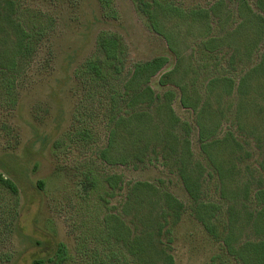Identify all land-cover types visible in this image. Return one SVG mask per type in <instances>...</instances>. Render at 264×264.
Listing matches in <instances>:
<instances>
[{"label":"rangeland","instance_id":"374dc122","mask_svg":"<svg viewBox=\"0 0 264 264\" xmlns=\"http://www.w3.org/2000/svg\"><path fill=\"white\" fill-rule=\"evenodd\" d=\"M25 1L37 14L35 19L41 18L50 28L25 69L20 108L7 116L0 110V121L7 120L13 129L8 136L10 142L19 141L8 155V146L0 138V160L8 163L10 173L6 174L18 184V192L13 193L0 183V264H132L115 253L127 252L125 241L115 244L116 236L107 232L120 228L122 237L130 239V228L140 236L151 230V224H145L147 206L131 210V214L124 211L125 184L132 180L154 183L184 204L173 232L169 234L164 228L157 236L160 243L153 248L155 264H170L169 255L175 264H210L213 255L218 256L217 264H236L221 242L191 214V196L176 169L168 165L174 158L162 165L166 154L162 142L157 145V154L149 155L154 161L139 163L138 168L131 162L102 165L94 151L106 145L104 122L88 125L94 136L89 144L73 138V133L79 126L96 122L95 109L100 105L97 92L103 88L96 82L86 83L79 72L88 59L103 58L98 48L103 33L119 36L126 76L138 62L167 57L168 62L149 85L162 95L172 88L178 93L180 87L175 82H180L179 86L186 87L189 102H198L196 107L185 109L178 94L173 107L180 121L191 128L186 132L182 123L176 125V133L182 137L189 133L192 141L191 166L198 160L204 166L200 200L223 206V218L228 217L229 202H234L232 225L225 229V225L220 226L219 232L232 234L235 249L260 242L264 238L263 219L259 217L255 224L251 218H257L263 207L258 192L264 188L260 168L264 161V67H257L258 72L254 70L247 78L248 90L241 93L239 89L241 75L247 77L264 58V10L258 6L260 0H145L157 14L162 33L175 39V49L169 48L163 34L152 29L144 12L147 7L136 0H113V12L100 0ZM191 10H205L208 16L204 20L195 18L187 14ZM213 37L218 39L216 49L202 51L203 42ZM166 76L169 83L160 86V79ZM155 108L154 103H145L135 110L153 112ZM203 115L213 137L234 134L233 143L211 148L222 163L230 157L235 163L229 162L233 171L225 178L226 196L215 168L200 149L196 123ZM56 140L63 142L59 148L54 146ZM124 151V147H118L115 153ZM91 161L98 164L95 172L99 176L97 185L86 192L80 185L82 164L92 166ZM6 171L0 166V173ZM110 175L121 177L115 189L107 181ZM245 185L249 186V195L245 194ZM60 244L66 247L63 261L58 257Z\"/></svg>","mask_w":264,"mask_h":264},{"label":"trees","instance_id":"16d2710c","mask_svg":"<svg viewBox=\"0 0 264 264\" xmlns=\"http://www.w3.org/2000/svg\"><path fill=\"white\" fill-rule=\"evenodd\" d=\"M136 1L139 5L147 7L145 9L143 7V9L148 15L152 29L163 34L157 21V14L149 8L151 4L145 0ZM156 1L154 0V2ZM263 1L260 0L258 4L262 10H264ZM100 2L101 5L109 8L111 12L114 11L113 0H100ZM34 13V9L25 0H0V110L6 116L10 115L12 110L17 107L18 109L20 108L19 91L21 92L25 88V69L28 64L29 66L31 65L32 56L40 48L50 28L49 24H46L41 18L35 19L34 15L37 14ZM189 13L195 18L198 17L202 20L208 16V12L205 10H191L187 12V14ZM246 25L247 21L243 22V27ZM259 33H261V30H259ZM163 35L168 41L169 48L175 49V39L171 38L167 33ZM255 38H257L256 35ZM217 41L218 39L213 37L203 42L205 50L203 49L202 51L213 52L216 49ZM98 48L99 52L103 53V58L88 59L79 72L80 76H85L86 83L96 82L97 86L101 85L103 88L97 92L100 105L95 109L96 122L95 124L86 123L84 126L77 127L75 133H73V138L78 137L82 143L89 144V139H93L94 136L92 133L93 129H90L88 125L94 127L104 122L107 129L106 145L99 146L94 151L100 160V164L116 165L131 162L130 164L136 163L135 167L137 168L139 163H151L154 161V157H149V155L157 154V145L162 142L164 145L163 149L166 152L163 155L162 165L165 166L166 159L174 158V161H171L168 165L176 169L174 172H177L185 190L191 196L192 203L190 202L188 207L191 210V214L197 217L199 222L203 223L205 229L213 234L216 240L221 242L225 252L233 258L236 264H240L238 261L243 264H264V238L256 243L248 242L244 249H235L232 245V241L235 239L232 234L226 233L222 235L219 232V229L221 230L220 226L225 225L223 227L225 229L232 225V215H234L235 209L234 202H229L231 204L227 206L228 217L223 218L220 217L221 213L224 212L223 206L200 200L201 192L203 191V178L201 175L204 166L201 167L202 162L200 160L195 163L194 167L191 166L193 164L192 149L190 150L192 141L189 133L184 137L176 133V125L182 123L186 132H190L191 128L187 127V123L180 121L173 107L174 98L178 94L185 109L196 107L195 105L198 102L194 101L193 104L189 102L190 98L186 87L179 86L181 85L180 82H175V85L180 87L178 93L172 88L166 90L162 95L149 85L151 78L164 67L168 62V58L158 56L148 61L138 62L134 64L133 68L128 72V76H126L123 74L124 46L119 36L103 33L99 38ZM260 66L264 67V58L263 62L255 66V69L253 67L249 73L247 72V77L241 75L239 79L241 93L248 90L247 78L250 77L254 70L258 72L257 67ZM167 83L169 82L166 76L165 79H160L159 85L165 86ZM232 83L233 80H231V86ZM145 103L150 106L151 103H154L156 108L153 112L149 109L140 110V112L135 110ZM203 116H198L196 123L200 149L203 153V158L206 157L215 168L220 189L222 194L226 196L225 187L227 186L225 178L233 171V167L231 168V165H229V162L233 163V161L230 157L225 161L226 164L222 163L218 153L211 150V148H224L233 141L234 134L226 132L222 137H213L214 135L210 134L212 132H210L211 130L205 121L206 117ZM90 119H94V117L91 116ZM162 123L165 125H162ZM218 126H212L211 129H216ZM12 130L7 120L0 121V138L5 140V144L8 146H5V153L9 149H11L9 151L13 152V146L19 144L18 140L13 144L10 142L11 138H8ZM62 143L60 140H56L54 146L59 148ZM118 147H124L125 151L123 154L115 153ZM7 154L12 153L8 152ZM147 158L148 161H146ZM156 160L158 161V159ZM91 165L82 164L84 169L82 170L83 178L80 185L83 186L86 192H90L97 185V177L99 176L95 172L98 164L95 165L94 161H91ZM0 166L7 170L0 173V183L11 192L17 193V182L13 177L6 174L10 173L8 163L1 159ZM260 168L263 171L261 180H264L263 160L260 162ZM107 181H109L111 188L115 189L121 181V177L110 175L107 177ZM125 186L127 191L124 194V211L127 214H131V210L140 211L147 206L148 212L145 224L147 226L151 224V230H146L140 236V234L130 228L131 236L129 239V236L122 237L120 228H110L107 232L116 236L115 242H117L115 244L123 240V242L125 241L123 246L127 245V252L119 250L115 253L123 256L126 262H128V259L131 260L132 264H155L156 257L153 248L156 242L160 243L157 236L162 233L164 228V231L169 234L173 232V227L181 217L184 204L168 190L163 191L156 184L148 181L132 180L128 181ZM123 188L120 187L119 189ZM244 191L246 195L250 194L248 185H245ZM111 193L113 194V192ZM258 197L260 199L255 196L259 202L263 203V207L257 212V218L253 217L251 219H255V224L259 221V217V219H263V225H260L264 229V188L258 192ZM231 200L233 201V199ZM154 210L157 213L156 216H153ZM112 216L110 215L106 219ZM58 253L59 260L63 261L66 257L64 244H60ZM168 259L170 264H175L172 256L169 255ZM210 260V264H217L218 256L213 255ZM41 263L36 261V264Z\"/></svg>","mask_w":264,"mask_h":264}]
</instances>
